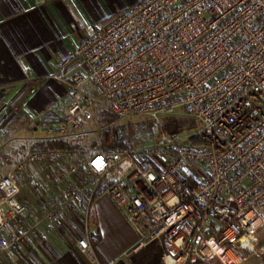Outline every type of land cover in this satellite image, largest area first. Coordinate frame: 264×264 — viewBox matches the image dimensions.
I'll return each mask as SVG.
<instances>
[{"label": "built area", "instance_id": "obj_1", "mask_svg": "<svg viewBox=\"0 0 264 264\" xmlns=\"http://www.w3.org/2000/svg\"><path fill=\"white\" fill-rule=\"evenodd\" d=\"M49 77L65 86L67 104L35 116L7 104L0 139L29 127L71 137L101 112L116 118L110 135L131 117L157 135L118 151L25 153L0 176V251L14 256L34 232L36 216L20 199L29 172L43 198L39 220L59 228L68 212L82 217L83 252H92L88 217L105 196L138 246L161 248V264L261 263L264 0H138L92 25Z\"/></svg>", "mask_w": 264, "mask_h": 264}, {"label": "crops", "instance_id": "obj_2", "mask_svg": "<svg viewBox=\"0 0 264 264\" xmlns=\"http://www.w3.org/2000/svg\"><path fill=\"white\" fill-rule=\"evenodd\" d=\"M137 2L0 0V128L10 116L7 104L32 116L66 105L65 86L49 77L55 63L74 49L92 25L109 21L117 10ZM33 170L43 172L41 166ZM29 174L21 185L20 199L36 216L34 232L15 246L14 256L0 251V264H161V248L155 243L138 246V234L105 196L96 198L88 217L93 253L81 251L76 239L82 217L68 212L59 228L39 220L43 198Z\"/></svg>", "mask_w": 264, "mask_h": 264}, {"label": "rangeland", "instance_id": "obj_3", "mask_svg": "<svg viewBox=\"0 0 264 264\" xmlns=\"http://www.w3.org/2000/svg\"><path fill=\"white\" fill-rule=\"evenodd\" d=\"M98 120V119H97ZM116 121V120H115ZM113 121V122H115ZM112 122V123H113ZM145 122V123H144ZM149 121H142V120H138L137 117H131V118H126V119H123L120 121V123L118 124L119 126H116L115 129H114V133H115V130L116 128H121L122 126H126L127 125H134V129L129 132L128 129L124 128L125 132H121V134H126L125 137H123V144L125 146H123L122 149L126 148L128 145H132L131 143V140H139L137 141L136 144H139L141 143V141L143 142H146L147 140H149V137H150V130L149 128H147V130H145V132H137V129H138V124H141L140 127H143L144 124L148 123ZM144 123V124H143ZM152 123V122H151ZM184 123H186L185 120H181L180 122V126L183 125ZM111 124V123H110ZM137 124V125H136ZM109 125V124H108ZM108 125H105V126H101L99 124L98 121L96 122H88V123H85L83 126H82V129L79 130V133L76 134V135H73L71 137H61L63 138L64 140L68 141L70 138H71V143L72 144H76L78 141H80V145L82 147V149H85V150H90V149H100V146H99V136L101 134V132H107L108 131L106 130V126ZM152 125L154 126V124L152 123ZM2 128V127H1ZM0 128V129H1ZM136 128V129H135ZM110 137H114L115 134L113 135H110V133H108ZM83 135V137H82ZM80 137H82L83 139L79 140ZM44 138L45 139H51V138H45V136H43V134L39 133L38 131L37 132H34L31 127L28 128V130L26 129H19L16 133H14L13 135H11L9 137V139L7 140H3V139H0V176L2 174H4L5 172H7L8 170H10L13 166V162H4L3 159L6 155H9L11 157V159H13V156L15 154L14 150L16 147H18L19 145H25V150L24 152L26 153L29 148H30V144H32L34 141H36V139H42ZM116 138H120V133L118 131V135ZM95 140L97 142V146L94 148V147H91L90 146V143ZM42 140H37L36 143H41L38 148H40L44 143H46V141L44 142H40ZM142 142V143H143ZM121 149V150H122ZM104 151V150H103ZM115 151V150H114ZM34 170L32 169L31 172H33ZM31 182V181H30ZM258 236L260 238L264 237V229H260L258 231ZM211 264H217V262H212ZM248 264H255V262H249ZM260 264H263V257L261 259V263Z\"/></svg>", "mask_w": 264, "mask_h": 264}, {"label": "trees", "instance_id": "obj_4", "mask_svg": "<svg viewBox=\"0 0 264 264\" xmlns=\"http://www.w3.org/2000/svg\"><path fill=\"white\" fill-rule=\"evenodd\" d=\"M115 120H116V118L113 115H111L110 113L101 112L97 121L99 122V124L101 126H105V125H108V124L112 123ZM137 126H138L137 132H139V133L145 132V130H147V128H149L150 133H151L150 137H149V140L156 137V135H157L156 128H155V125L153 126L151 122H148V123L144 124L143 127H140L141 124H138ZM134 127L135 126L132 125V124L131 125H127L126 124V126H122L121 128H118V129L116 128L115 133H114L115 134L114 137H110L107 132H104V131L101 132V134L99 136V141H98L99 142L98 144H99L100 148L102 150H104V151H114V150L118 151V150H121L123 148V146H125L123 144V139H124L123 137H125V135H126V134H121V132H125L124 128L128 129L129 132H131L134 129ZM118 131L120 133V138H116L117 135H118ZM82 137H83V135H82ZM82 137H80L79 140L83 139ZM37 140H42L40 142L46 141V143H44L40 148H38V146L41 143H36ZM137 141H139V140H137V139H135L133 141L131 140V143L132 144H136ZM143 141H141V143ZM80 143L81 142L78 141L76 144L75 143L72 144L71 143V138L68 141L64 140L61 137H54V138L45 139V140H44V138H42V139H36V141H34L32 144H30V148H29L28 151L36 150V149H53V148H62V149L63 148H75V147L82 148ZM90 146L95 148L97 146V142L95 140H93L90 143ZM25 148H26L25 145H22V144L15 148V150H14L15 154L13 156V159H11L13 164L18 162L19 159L25 154V152H24ZM83 150H85V149H83ZM263 264H264V256H263Z\"/></svg>", "mask_w": 264, "mask_h": 264}]
</instances>
